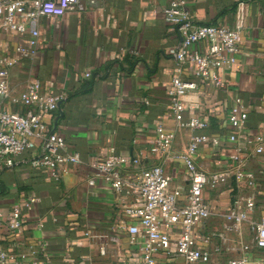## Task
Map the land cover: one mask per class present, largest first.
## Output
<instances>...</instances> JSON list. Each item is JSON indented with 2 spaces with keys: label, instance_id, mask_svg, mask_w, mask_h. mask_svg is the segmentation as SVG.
Returning a JSON list of instances; mask_svg holds the SVG:
<instances>
[{
  "label": "crops",
  "instance_id": "crops-1",
  "mask_svg": "<svg viewBox=\"0 0 264 264\" xmlns=\"http://www.w3.org/2000/svg\"><path fill=\"white\" fill-rule=\"evenodd\" d=\"M27 1L31 4L32 0ZM166 3L167 0H97L95 5H89L82 0L62 17H41L37 56L10 70L13 98H18L34 79L41 82L44 92L62 94L64 117L55 132L63 135L69 150L78 152L82 159L78 165L71 164L61 180H55L44 166H33L29 162L31 152L18 157L13 168L2 171L0 210L5 224L1 236L5 246L26 255L21 264H43L47 259L50 264H120L136 258L132 236L117 226L129 220L122 213V205L135 202L138 192L117 194L96 177L95 164L109 154L129 157L147 151L159 124L177 128L168 97L177 64L170 48L182 38L162 15L161 8ZM187 9L198 24L233 26L242 19L244 29L241 53L225 73L228 89L200 82L190 70L183 72V78L199 82V87L185 97V118L202 115L210 123L205 130L210 135L233 133L227 113L241 97L250 109L247 132L264 128V0H187ZM27 37L28 34L0 29V55H15ZM86 72L90 77L85 76ZM4 104L9 109L24 110L14 100L6 99ZM57 114L58 111L54 117ZM191 137L189 130L177 128L171 149L161 157L173 176L175 189L188 186L182 159L173 157L185 152ZM197 161L208 171L217 167L214 151L208 146L200 149ZM262 161L264 154L258 157V162ZM258 162L249 167L258 169ZM124 170L133 185L140 168L127 165ZM239 190L223 185L209 194L213 212L199 230L212 235L213 244L222 246L221 254H215V264H228L229 258L237 255L227 254L229 250L236 252L240 236L234 237L233 244L227 241L230 232L225 229L224 214L231 197L249 193ZM263 191L260 188L259 193ZM32 196L40 201L27 209L24 202ZM16 206L22 210L20 232L9 228ZM39 220L44 224L42 230L38 228ZM103 243H107L104 255L100 252Z\"/></svg>",
  "mask_w": 264,
  "mask_h": 264
},
{
  "label": "built area",
  "instance_id": "built-area-1",
  "mask_svg": "<svg viewBox=\"0 0 264 264\" xmlns=\"http://www.w3.org/2000/svg\"><path fill=\"white\" fill-rule=\"evenodd\" d=\"M82 0H0V29L15 34H28L25 44L16 49V54L0 55V175L3 170L13 168L18 157L27 152L33 155L29 162L33 166H44L55 180H61L71 164L82 163L76 151H70L63 135L50 133V120L58 111L62 94L44 92L38 79L31 80L18 98H13L10 70L23 61H34L37 56L42 32L40 18H58L76 9ZM95 5L97 0H84ZM162 15L181 36V42L170 53L176 56L175 74L168 90L170 110L177 128L192 133L191 140L181 156L188 176L184 189L173 187V176L165 168L161 157L171 149L177 137V128L159 124L155 128L152 145L137 156L109 154L95 164V175L103 179L119 195L138 193L135 202L122 205V213L129 220H122L117 228L132 236L137 256L120 264H215V254H221L222 246L213 244L212 235L199 227L212 215L210 191L220 186L229 189L248 190V195L231 197L224 214L225 229H241L247 223L254 232L252 244L239 237L235 249L237 255L228 264H264V128L247 132L250 109L241 97L227 113V120L235 132L210 135L205 133L210 126L202 115L185 118V97L199 87L200 82L217 89H228L226 70L231 69L241 53L240 42L244 23L237 19L233 26L198 24L187 9V0H167L161 8ZM122 52L127 50L122 49ZM136 53V52H134ZM197 79L183 78V72ZM90 72L85 76L90 77ZM6 99L14 100L24 107L23 111L9 109ZM211 147L216 156V169L208 171L197 161L200 149ZM41 149V150H40ZM258 162V169L249 167ZM127 165L140 168L139 177L133 185L125 174ZM94 183V179L90 180ZM136 194V192H135ZM40 201L32 196L24 202L27 209ZM5 215L0 210V264H21L26 257L5 246L1 229ZM23 227L22 210H12L9 228L20 232ZM44 224L38 221L42 230ZM89 235V232H86ZM97 237V235H92ZM108 236V235H107ZM219 237L225 238L223 234ZM137 238V240H136ZM139 239V240H138ZM13 246V244H12ZM107 243L100 246L105 254ZM47 259L43 264H50ZM34 264L39 262L34 261ZM88 264H94L90 261Z\"/></svg>",
  "mask_w": 264,
  "mask_h": 264
},
{
  "label": "rangeland",
  "instance_id": "rangeland-1",
  "mask_svg": "<svg viewBox=\"0 0 264 264\" xmlns=\"http://www.w3.org/2000/svg\"><path fill=\"white\" fill-rule=\"evenodd\" d=\"M229 239L227 240L229 243L233 244L235 242L234 237L235 236H241V238L246 242L247 244H252L253 238H254V232L253 229L247 224L243 223L241 229H232L229 231ZM236 252L229 250L227 251V254L229 256L235 254Z\"/></svg>",
  "mask_w": 264,
  "mask_h": 264
},
{
  "label": "water",
  "instance_id": "water-1",
  "mask_svg": "<svg viewBox=\"0 0 264 264\" xmlns=\"http://www.w3.org/2000/svg\"><path fill=\"white\" fill-rule=\"evenodd\" d=\"M63 102H64L63 100H60L58 103V114L53 119V127L50 133H54L56 131L58 122L60 121V119L64 117V111L62 109Z\"/></svg>",
  "mask_w": 264,
  "mask_h": 264
}]
</instances>
